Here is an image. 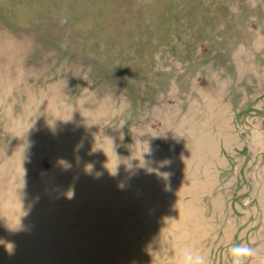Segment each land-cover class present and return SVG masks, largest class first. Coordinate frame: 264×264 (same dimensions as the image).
Segmentation results:
<instances>
[{
	"label": "rangeland",
	"instance_id": "1",
	"mask_svg": "<svg viewBox=\"0 0 264 264\" xmlns=\"http://www.w3.org/2000/svg\"><path fill=\"white\" fill-rule=\"evenodd\" d=\"M243 243L264 264V0H0V264Z\"/></svg>",
	"mask_w": 264,
	"mask_h": 264
},
{
	"label": "clouds",
	"instance_id": "2",
	"mask_svg": "<svg viewBox=\"0 0 264 264\" xmlns=\"http://www.w3.org/2000/svg\"><path fill=\"white\" fill-rule=\"evenodd\" d=\"M74 192H69L68 195L72 196ZM7 250L12 251L13 245L8 244ZM180 257L179 264H208L204 255L195 252L188 248H181L178 250ZM227 255L230 257V264H246L249 258L255 255V249L247 243L233 244L227 249Z\"/></svg>",
	"mask_w": 264,
	"mask_h": 264
}]
</instances>
